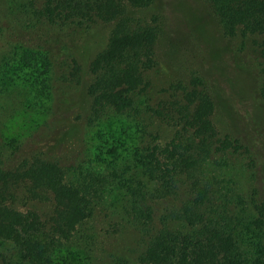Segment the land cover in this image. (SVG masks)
<instances>
[{
  "label": "trees",
  "instance_id": "trees-1",
  "mask_svg": "<svg viewBox=\"0 0 264 264\" xmlns=\"http://www.w3.org/2000/svg\"><path fill=\"white\" fill-rule=\"evenodd\" d=\"M153 1L6 0L8 23L0 22L7 35L0 56V264H100L90 224L99 213L139 235L134 254L112 253L104 264H264V123L258 114L233 137L217 130L205 86L183 89V96L148 111L137 106L164 23L129 10ZM204 2L223 34L264 33V0ZM94 19L111 28L90 63L85 136L74 160L64 163L37 150L15 162L27 147L25 137L34 138L41 126L51 129L77 103L80 66L60 58L71 52L65 34ZM257 65L264 105V41ZM8 71L27 76L23 88H4L13 79ZM156 117L171 129L168 138ZM21 184L32 197L53 194L50 225L36 211L7 202Z\"/></svg>",
  "mask_w": 264,
  "mask_h": 264
},
{
  "label": "rangeland",
  "instance_id": "rangeland-1",
  "mask_svg": "<svg viewBox=\"0 0 264 264\" xmlns=\"http://www.w3.org/2000/svg\"><path fill=\"white\" fill-rule=\"evenodd\" d=\"M5 4L6 0H0V22L7 24L3 14ZM129 13L147 22L157 16L164 23L156 45V64L144 72V82L138 89V108L148 111L159 107L160 102L166 105L174 95L183 96V89L189 91L205 86L215 102L213 119L221 135L240 137L255 114H258L257 120L264 123V105L258 94L261 74L257 65L264 33L243 34L238 29L231 35L223 34L204 0H154L147 7L131 8ZM110 28L108 22L94 19L65 34L71 52L60 59L73 60L81 69L79 89L74 93L77 103L58 117L51 129L41 126L34 138L25 137L27 147L18 152L15 162L37 150L56 156L64 163L74 160L85 136L90 102L86 89L93 79L90 63L105 47ZM1 29L2 24L0 56L7 51V35ZM7 76L13 75L8 71ZM26 77L23 73L14 75L4 88H23ZM154 122L168 138L171 129L157 117ZM121 152L126 155V150ZM13 192L7 201L11 206L23 211L34 210L45 224H51L56 209L52 193L32 197L23 184ZM111 198L115 200V195ZM109 218L99 213L90 222L98 238L96 259L100 264L112 253L134 254L139 249L138 233L136 235L132 228L123 229L118 218Z\"/></svg>",
  "mask_w": 264,
  "mask_h": 264
}]
</instances>
